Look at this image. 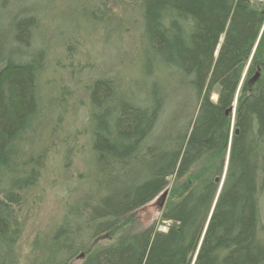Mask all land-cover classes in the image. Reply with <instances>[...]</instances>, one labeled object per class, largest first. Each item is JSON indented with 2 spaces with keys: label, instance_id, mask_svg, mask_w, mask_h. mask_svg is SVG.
<instances>
[{
  "label": "trees",
  "instance_id": "1",
  "mask_svg": "<svg viewBox=\"0 0 264 264\" xmlns=\"http://www.w3.org/2000/svg\"><path fill=\"white\" fill-rule=\"evenodd\" d=\"M35 3L0 0V264L17 262L20 212L62 124ZM263 12L264 0H141L138 77L84 88L89 189L35 264H264ZM168 191L166 232L111 237Z\"/></svg>",
  "mask_w": 264,
  "mask_h": 264
},
{
  "label": "rangeland",
  "instance_id": "2",
  "mask_svg": "<svg viewBox=\"0 0 264 264\" xmlns=\"http://www.w3.org/2000/svg\"><path fill=\"white\" fill-rule=\"evenodd\" d=\"M32 1L42 15L51 53V69L44 79L45 93L46 97L55 94L60 98L62 124L56 139L53 138L54 145L39 183L20 212L24 228L16 246V264H35L41 244L61 223L67 204L88 191L91 159L83 123L87 108L84 88L103 77L137 78L135 59L142 33L141 0ZM249 1L256 4V0ZM249 65L250 61L243 77ZM217 94L215 89L214 102ZM168 193L161 206L154 201L124 219L111 237L116 239L153 226L166 232L168 223L161 220V213L169 201ZM262 221L264 225V198ZM111 241L110 236L104 235L100 244L108 245ZM81 261L75 260L74 264Z\"/></svg>",
  "mask_w": 264,
  "mask_h": 264
},
{
  "label": "water",
  "instance_id": "3",
  "mask_svg": "<svg viewBox=\"0 0 264 264\" xmlns=\"http://www.w3.org/2000/svg\"><path fill=\"white\" fill-rule=\"evenodd\" d=\"M263 14H264V12H263ZM219 49H220V48H219ZM219 49H218V51H219ZM218 51H217L216 56L218 55ZM263 56H264V49H263ZM259 77H260V70L257 72V74L254 76V78L251 80V83L254 84L255 82H257V80L259 79ZM229 113H230V112H229ZM226 169H227V165H226V168H225V171H224V174H223L222 179H221V180H219V179L217 180V182L220 183L221 186L223 185V182H224V179H225ZM164 197H165V196H164Z\"/></svg>",
  "mask_w": 264,
  "mask_h": 264
}]
</instances>
